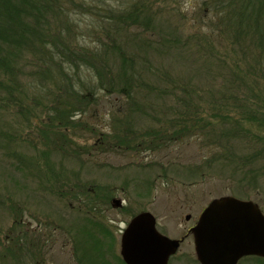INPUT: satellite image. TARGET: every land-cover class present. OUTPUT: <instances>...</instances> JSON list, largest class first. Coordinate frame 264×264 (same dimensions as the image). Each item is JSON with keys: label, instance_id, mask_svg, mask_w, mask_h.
<instances>
[{"label": "rangeland", "instance_id": "1", "mask_svg": "<svg viewBox=\"0 0 264 264\" xmlns=\"http://www.w3.org/2000/svg\"><path fill=\"white\" fill-rule=\"evenodd\" d=\"M99 1L103 4H95L112 8L132 2ZM202 1L168 0L153 5L159 22L154 24L157 33L148 38L162 44L163 40L174 42V35L181 36L183 47L178 51L172 44L167 45L169 53L159 54L140 41L128 47L130 53L148 60L151 71L161 68L190 84L197 92L195 98L190 97L195 102L191 106L210 113L208 129L183 143L157 146L159 149L150 145L147 129L163 126L168 113H136L133 107L127 111L124 98L103 91L95 93L94 116L91 111L78 110L59 119L53 113L47 116L32 103H42V85L19 78L18 90L27 95L17 98L24 107L23 115L0 113V138L6 139V147L0 146V264H75L76 256L81 264H105L104 252L113 250V243L104 232V210L111 207L112 200H120L124 213L146 210L158 221H167L173 239L186 225L183 216H195L214 199L235 196L258 205L264 214V128L250 119L258 116L256 120L264 121V77L252 85L259 89L247 92L235 87L239 82H252L245 74L251 71L252 61L239 56L244 69L237 72L228 48L217 46L215 61H203L205 55L197 53L198 40L192 36L205 34L216 39V35L199 20ZM75 14L70 15L73 24L84 29L81 37L77 33L81 48L97 46L87 32L96 28L95 18ZM98 20L106 24V19ZM28 70V66L21 67L23 74ZM236 73L239 82L233 81ZM77 76L95 86L89 69L81 67ZM145 79V83L155 84V78ZM27 93L39 98L31 99ZM138 101L145 102L144 108L150 112L147 104L164 100L155 94ZM62 107L58 106L64 110ZM126 117L135 129L130 136L119 130ZM28 126L35 127L30 136ZM37 134L44 143L39 144ZM120 139H127L128 146ZM2 150L9 155L3 156ZM62 155L67 158L60 159ZM223 156L229 160L224 161ZM249 264H264V260Z\"/></svg>", "mask_w": 264, "mask_h": 264}, {"label": "trees", "instance_id": "2", "mask_svg": "<svg viewBox=\"0 0 264 264\" xmlns=\"http://www.w3.org/2000/svg\"><path fill=\"white\" fill-rule=\"evenodd\" d=\"M167 1L132 0L130 5L123 2L122 7L112 8L96 5L95 2L103 4L99 0H0V113L11 111L19 117L23 115L24 107L17 100L27 96L18 90L21 79L42 85V103L38 100L32 103L47 116L53 113L59 119L64 113L73 114L76 110L83 113L91 111L93 115L98 101L95 93L103 91L105 95L124 98L123 103L129 106L126 107L127 111L133 107L136 113H168L163 126L147 129L146 137L150 139L147 142L157 149L203 134L210 126L211 117L210 113L191 106L195 103L191 98L196 97V90L190 84L183 83V79L174 78L161 68L151 71V66L146 62L148 60L140 59L128 49L134 41L150 46L152 51L159 54L169 53L167 45L174 44L176 51L183 47L181 36L174 35V42L162 39V44L148 38L157 33L154 24L159 22L158 11L152 9L153 5ZM201 5L202 17L199 20L210 34L216 35V39L208 38L205 34H194L192 38L198 40L195 45L197 53L200 51L205 55L202 57L204 62L215 61L219 55L217 46L228 48L231 50L230 56L235 59L236 71L241 73L244 69L241 60L251 59V71L245 74L251 76L252 82H239L237 73L233 81L239 82L235 87L240 90L250 92L253 88L259 89L258 85H252L256 84L257 78L262 81L264 77V0H203ZM72 13L95 18L92 23L96 28L92 27L87 32L94 37L97 46L81 48L77 33L81 37L84 29L81 31L73 24L70 19ZM98 18L106 19V24L105 20L99 24ZM154 45L158 48H154ZM24 66H28L29 70L23 74L21 67ZM81 67L92 72L94 87L91 82L84 83L77 76ZM146 77L155 78V84L145 83ZM27 94L31 99L39 98L36 94ZM155 94L164 101H160L161 104H147L150 110L147 112L144 108L146 103L138 101V98ZM165 96L169 100H165ZM61 105L64 110L58 108ZM257 117L250 116V119L261 123L263 129L264 121L256 120ZM129 122L127 117L122 118L119 128L126 136L133 135L135 130L129 126ZM32 129L35 127L28 126L29 136ZM113 133H116V129ZM121 133L119 138L123 136ZM37 136L38 141L44 139ZM43 141H39V144ZM119 142L126 146L129 144L127 139H120ZM0 146L6 147L5 138H0ZM1 152L5 157L9 155L7 151ZM66 158L64 155L60 157ZM223 158L224 161L229 160L225 156ZM20 167L24 171L22 165Z\"/></svg>", "mask_w": 264, "mask_h": 264}, {"label": "water", "instance_id": "3", "mask_svg": "<svg viewBox=\"0 0 264 264\" xmlns=\"http://www.w3.org/2000/svg\"><path fill=\"white\" fill-rule=\"evenodd\" d=\"M207 206L199 216L197 225L191 230L196 259L200 264H236L243 256L264 258V217L255 204L223 197L213 200ZM148 219L152 221L150 226H147ZM143 226V230H150L155 242V248L150 246L148 250L150 259L147 262L166 264L168 256L175 253L178 242L163 239L158 235L153 229L154 222L149 214L139 215L129 224L127 235L122 240L124 262L145 264L137 260L133 252H127L130 235ZM144 247L141 243L133 242L134 251L137 253L139 249L143 251Z\"/></svg>", "mask_w": 264, "mask_h": 264}, {"label": "flooded vegetation", "instance_id": "4", "mask_svg": "<svg viewBox=\"0 0 264 264\" xmlns=\"http://www.w3.org/2000/svg\"><path fill=\"white\" fill-rule=\"evenodd\" d=\"M235 198V196H234ZM238 200H241L239 198H236ZM243 201V200H241ZM251 202V201H248ZM253 203V202H252ZM258 206V205H257ZM259 207V206H258ZM124 208L121 206L120 200H112L111 201V207L105 208V233L110 237L111 242L113 243V250H105V254L107 255L105 257V264H126L125 259L122 255L123 251V237L126 235L129 227V224L131 223L132 219L136 218L139 215L142 214H149L154 222V228L156 233L163 237V239L173 241L176 240L179 243L178 248H176L175 254H171L166 259V264H200L198 260L196 259L195 254V247H194V237L192 234V229L196 224L198 223L199 216L205 209L201 211H198L195 216H191L190 214L183 216L184 222L186 225L182 228L181 234L178 238L173 239L171 237L169 231H168V222H160L156 219V217L150 212L146 210H138L136 213H124ZM260 209V207H259ZM117 211V213H116ZM261 214L264 216L262 210L260 209ZM109 213V214H108ZM147 226L151 225V219L147 220ZM142 229L135 231L131 234V238L127 244V252H130L135 255L137 260L144 262L145 264H149L147 260L150 259V253L148 250H150V246L152 249H154V237L150 233V230ZM139 238V239H137ZM157 240V237H155ZM137 239V240H135ZM133 242L136 244L141 243L144 245V249H139V253L134 251L133 248ZM76 254V253H75ZM75 264H81L80 259L78 256L74 258ZM258 261L261 260L259 257H242L237 264H249L250 261ZM263 261V259H262Z\"/></svg>", "mask_w": 264, "mask_h": 264}]
</instances>
